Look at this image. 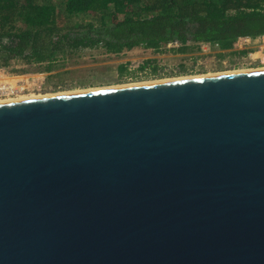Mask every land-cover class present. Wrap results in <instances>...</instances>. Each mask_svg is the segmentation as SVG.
I'll list each match as a JSON object with an SVG mask.
<instances>
[{
	"label": "water",
	"instance_id": "water-1",
	"mask_svg": "<svg viewBox=\"0 0 264 264\" xmlns=\"http://www.w3.org/2000/svg\"><path fill=\"white\" fill-rule=\"evenodd\" d=\"M0 264H264V69L1 102Z\"/></svg>",
	"mask_w": 264,
	"mask_h": 264
},
{
	"label": "trees",
	"instance_id": "trees-1",
	"mask_svg": "<svg viewBox=\"0 0 264 264\" xmlns=\"http://www.w3.org/2000/svg\"><path fill=\"white\" fill-rule=\"evenodd\" d=\"M262 34L264 0H0V67L20 62L49 75L84 50L194 53L202 43L228 50L238 37ZM228 53L215 57L237 54Z\"/></svg>",
	"mask_w": 264,
	"mask_h": 264
},
{
	"label": "rangeland",
	"instance_id": "rangeland-1",
	"mask_svg": "<svg viewBox=\"0 0 264 264\" xmlns=\"http://www.w3.org/2000/svg\"><path fill=\"white\" fill-rule=\"evenodd\" d=\"M53 1L58 2L59 0ZM171 48L173 47L167 46L162 52L134 48L119 55L103 54L99 50H84L60 62L58 70L51 75L43 74V79L38 81L39 88L25 92L21 96H46L90 91L135 83H152V81L264 68V66L252 65L240 66L233 62L224 66L221 60H217L215 56L212 58L214 54H203L200 50L194 53H178L172 51ZM145 61H148L147 66L141 70L140 66ZM119 65H125L129 74L120 76L117 68ZM10 70L12 72L18 70L34 72L35 68L14 62ZM49 76L52 77L49 78ZM15 98V96L0 97V101Z\"/></svg>",
	"mask_w": 264,
	"mask_h": 264
},
{
	"label": "built area",
	"instance_id": "built-area-1",
	"mask_svg": "<svg viewBox=\"0 0 264 264\" xmlns=\"http://www.w3.org/2000/svg\"><path fill=\"white\" fill-rule=\"evenodd\" d=\"M199 50L203 54H214L212 58L216 53H237L234 56L222 59L221 64L224 66L229 62H237L240 66H264V34L255 38L238 37L232 48L228 50H220L217 45L209 43L200 44ZM239 51H246V53L239 55ZM42 79L43 73H17L12 72L10 68L0 67V97H18L25 92L38 89V81Z\"/></svg>",
	"mask_w": 264,
	"mask_h": 264
},
{
	"label": "bare ground",
	"instance_id": "bare-ground-1",
	"mask_svg": "<svg viewBox=\"0 0 264 264\" xmlns=\"http://www.w3.org/2000/svg\"><path fill=\"white\" fill-rule=\"evenodd\" d=\"M249 71H255V70L231 71V72H223V73H218V74H206V75H201V76H192V77H187V78H177L175 80H163V81H158V82L155 80L156 82H153L152 81V83L167 82V81H177V80H186V79H195V78L218 76V75H224V74H233V73L249 72ZM143 84H150V83H139V84L135 83V84H128V85H124V86H117V87H111V88L127 87V86L143 85ZM108 88H104V89H108ZM99 89H101V88H99ZM99 89H94V90H99ZM85 91H87V90H85ZM77 92H79V91H77ZM80 92H82V91H80ZM68 93H75V92H67V93L53 94V95H46V96H34V95L33 96H29V95H27V96H18L15 99H12V100L0 101V103L1 102H8V101H16V100H25V99H32V98H40V97H47V96L62 95V94H68Z\"/></svg>",
	"mask_w": 264,
	"mask_h": 264
},
{
	"label": "flooded vegetation",
	"instance_id": "flooded-vegetation-1",
	"mask_svg": "<svg viewBox=\"0 0 264 264\" xmlns=\"http://www.w3.org/2000/svg\"><path fill=\"white\" fill-rule=\"evenodd\" d=\"M233 64H237V62H233ZM261 69H264V68H261ZM261 69H256V70H261ZM240 71H243V70H240ZM248 71V70H247ZM5 101V100H4Z\"/></svg>",
	"mask_w": 264,
	"mask_h": 264
}]
</instances>
